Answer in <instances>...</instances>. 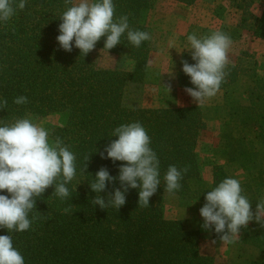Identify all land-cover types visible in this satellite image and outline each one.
Returning <instances> with one entry per match:
<instances>
[{"label": "trees", "instance_id": "obj_1", "mask_svg": "<svg viewBox=\"0 0 264 264\" xmlns=\"http://www.w3.org/2000/svg\"><path fill=\"white\" fill-rule=\"evenodd\" d=\"M154 1L113 0L114 19L127 15L132 30L149 33L145 18ZM174 1L188 6L197 0ZM231 1L239 11L235 28L226 32L231 40L241 29L253 39L264 40V4L257 15L250 11L252 0ZM70 6L65 0H26L24 10L17 9L7 24L0 23V99L8 102L6 108L0 109V126L29 116L63 115V124L45 127L49 142L59 137L76 156L75 178L66 185L70 197L62 201L50 186L36 198L35 209L29 214V230L8 233L0 228V235L12 236L13 247L24 257L25 264H214L211 256L200 252L199 229L165 216L164 198L168 192L163 178L170 165L178 170L190 166L175 195L183 200L189 197L187 201L195 202L200 209L208 191L226 178L238 179L226 170V166H234L243 173L239 181L242 195L255 213L264 194V61L258 63L242 51L225 69L228 75L220 90L241 82L246 103L231 101L226 106L210 167L211 180L206 185L201 179L197 151L206 128L201 107L128 106L125 88L146 81L150 40L135 47L125 33L120 44L107 51L106 37H102L95 48L124 57L132 65L128 70L98 67L93 51L83 56L73 41L72 51L67 52L56 39L60 18ZM182 60L195 63L191 55ZM182 68L181 64L176 72L178 87L195 88ZM18 96H26L29 102L15 104ZM133 122H140L151 139L150 147L160 162L161 184L147 208L139 207V188H129L123 206L102 210L92 200L100 195L107 202L115 189L123 191L118 176L120 166L126 162L113 163L102 159L100 153L107 156L105 148L118 139L112 136L116 127ZM85 163L86 171H82ZM101 167L117 179L106 182V189L98 194L90 184ZM0 195L11 198L6 190ZM64 208H70V213L65 214ZM240 231L260 252L249 264H264V227L252 220ZM210 233L213 239L220 240L214 228Z\"/></svg>", "mask_w": 264, "mask_h": 264}, {"label": "clouds", "instance_id": "obj_2", "mask_svg": "<svg viewBox=\"0 0 264 264\" xmlns=\"http://www.w3.org/2000/svg\"><path fill=\"white\" fill-rule=\"evenodd\" d=\"M71 5L61 16L59 35L56 37L60 47L71 52L74 46L86 56L95 49L102 37H106L104 49L111 50L120 44L121 37L127 33V40L135 47L151 39L146 31L132 30L127 15L114 19L115 5L113 0H65ZM26 0H0V23L7 22L17 13L24 10ZM191 58L194 64L182 60V71L190 77L195 88H185V92L197 106H202L214 97L226 82L230 64L229 51L231 37L221 31L211 35L197 37L189 35ZM151 62L146 67H150ZM167 89L171 90L170 85ZM17 105L27 104L26 96H18L13 101ZM7 99H0V109L7 107ZM113 140L101 152L102 159L126 162L119 168L118 179L123 188L115 189L109 194L107 202L100 195L92 200L93 205L107 209H119L126 203L125 193L129 188H139V207L150 206V198L157 192L161 184L157 154L150 147L151 139L140 122L122 124L116 127ZM90 157L86 158V161ZM76 156L64 145L59 137L49 142V131L33 123L29 118L17 119L12 124L0 126V191L6 190L8 195H0V228L11 232H24L30 229L32 220L29 214L35 209L36 198L50 186L61 200L70 197L69 184L76 175ZM190 166L178 170L170 165L164 175L165 191L175 195L182 185L183 175ZM84 164L82 171H86ZM116 177L109 174L106 167H101L95 175L90 187L96 193L106 189V182ZM237 179L226 178L213 190L208 191L206 203L199 210L206 230L214 228L222 243L231 244L240 238V230L255 220L264 227V201L257 203L255 213ZM70 208H64L65 214ZM35 219V217H33ZM0 264H25L24 257L13 247L12 236L0 235Z\"/></svg>", "mask_w": 264, "mask_h": 264}, {"label": "rangeland", "instance_id": "obj_3", "mask_svg": "<svg viewBox=\"0 0 264 264\" xmlns=\"http://www.w3.org/2000/svg\"><path fill=\"white\" fill-rule=\"evenodd\" d=\"M250 11L260 14L264 0H252ZM79 0H74L78 3ZM239 11L233 7L231 0H197L192 5H183L174 0H155L147 12L145 22L149 29L150 56L146 81L143 84H130L125 88V103L128 106L139 107H184L197 105L185 92L178 87L176 72L182 64V59L191 55L190 43L187 37L193 33L197 37L211 35L215 31L226 33L235 28ZM228 33V32H227ZM232 39L229 51L230 63L245 51L258 63L264 61V40L253 39L246 30H240ZM92 57L98 67L130 69L131 61L119 55L110 54L95 48ZM170 85V92L167 86ZM242 83H236L227 90L208 99L201 107L206 120V128L202 133L197 148L201 161V176L203 184L211 180V163L214 149L218 142V134L223 127V117L228 103H246ZM33 123L45 128L47 125H61L66 117L51 114L43 118L27 117ZM224 159H220L223 162ZM227 172L242 181L243 173L234 166H226ZM166 194L164 198V213L168 218L180 219L188 228L201 231L200 252L212 257L214 264H249L259 257V249L240 231V238L234 243L225 244L212 238L210 230L202 227L204 220L200 215L199 205L192 201ZM264 200V194L263 198ZM260 200V201H263ZM183 203V204H182Z\"/></svg>", "mask_w": 264, "mask_h": 264}]
</instances>
